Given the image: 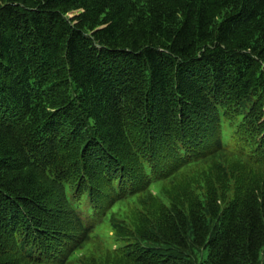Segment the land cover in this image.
I'll list each match as a JSON object with an SVG mask.
<instances>
[{"label": "trees", "instance_id": "obj_1", "mask_svg": "<svg viewBox=\"0 0 264 264\" xmlns=\"http://www.w3.org/2000/svg\"><path fill=\"white\" fill-rule=\"evenodd\" d=\"M0 264H264V0H0Z\"/></svg>", "mask_w": 264, "mask_h": 264}]
</instances>
